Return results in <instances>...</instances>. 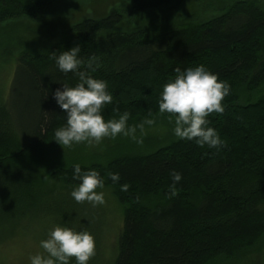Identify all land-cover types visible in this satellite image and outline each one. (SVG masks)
Masks as SVG:
<instances>
[{"label":"trees","instance_id":"obj_1","mask_svg":"<svg viewBox=\"0 0 264 264\" xmlns=\"http://www.w3.org/2000/svg\"><path fill=\"white\" fill-rule=\"evenodd\" d=\"M60 1L0 0V24L31 19ZM126 1L144 13L176 0ZM258 2L233 0L218 16L179 24L158 40L145 29L114 30L124 16L117 8L73 25L67 39L44 54L1 41L15 71L8 92H0V187L8 184L15 195L18 180L45 162L52 164V180L70 189L79 183L74 164L63 168L52 161L79 145L62 148L54 141L66 118L53 93L65 83L74 87L79 78L60 72L52 54L79 46L82 69L94 58L96 70L89 74L105 80L113 95L102 109L105 120L118 118L112 110L118 107L130 113V125L151 118L149 113L174 122L159 114L163 85L175 79L177 68L204 65L230 86L224 112L207 118L222 146L176 138L149 152L79 165L82 172H99L122 207L112 264H214L256 246L264 238V10ZM173 169L182 174L175 189ZM109 173H119V182Z\"/></svg>","mask_w":264,"mask_h":264},{"label":"rangeland","instance_id":"obj_2","mask_svg":"<svg viewBox=\"0 0 264 264\" xmlns=\"http://www.w3.org/2000/svg\"><path fill=\"white\" fill-rule=\"evenodd\" d=\"M233 0H176L169 7L136 13L126 0H62L31 19L0 24V43L28 49L30 54H44L67 39L68 30L86 19H102L120 8L123 19L115 26L118 32L145 29L158 40L171 28L185 22L207 20L221 14ZM264 10V0H259ZM15 68L11 56L0 49V92H8ZM173 120L159 118L154 126H146L143 144L128 137L105 138L100 143H80L72 152L65 151L53 162L65 168L85 160L105 163L130 152L145 153L176 139ZM139 135V132L137 133ZM51 161V163H52ZM37 164L17 182L15 195L0 187V264H30L29 257L42 253L40 241L56 225L87 230L95 238V255L88 264H112L117 253V238L123 224V210L111 189H96L105 194V203L93 207L77 203L70 195L73 189L52 180V164ZM214 264H264V238L235 260Z\"/></svg>","mask_w":264,"mask_h":264},{"label":"clouds","instance_id":"obj_3","mask_svg":"<svg viewBox=\"0 0 264 264\" xmlns=\"http://www.w3.org/2000/svg\"><path fill=\"white\" fill-rule=\"evenodd\" d=\"M80 47L76 46L62 51L57 56L52 54L57 69L67 75L73 73L79 80L74 87L62 84V90L53 93L57 105L65 112L66 122L54 132V141L62 148H71L80 143H100L105 138L116 139L118 136L128 137L137 144H143L148 128L155 125L156 120L149 113L138 124L130 125V113H120L113 107L118 118L105 120L102 109L113 103V95L109 92L107 82L94 78V58H91L82 69L84 62L79 58ZM174 80L163 85L158 101L159 114L174 117L172 132L180 140L195 141L201 147L219 148L223 142L218 132L208 126L207 119L212 113H223L222 101L230 93V86L219 80L218 75L207 70L204 65L189 67L183 71L176 70ZM139 132V135L137 134ZM73 177L79 183L71 191V197L77 203L88 202L93 207L105 203L104 179L94 169L83 171L79 164L73 166ZM113 182L121 179L119 173H109ZM172 185L175 189L182 180V174L176 170L171 172ZM126 187V186H123ZM42 253L29 257L30 264H88L95 255V238L87 230H76L67 226L56 225L48 233L47 239L40 241Z\"/></svg>","mask_w":264,"mask_h":264}]
</instances>
